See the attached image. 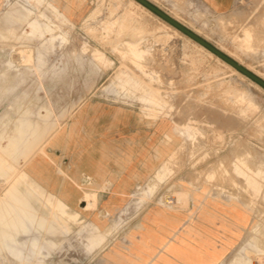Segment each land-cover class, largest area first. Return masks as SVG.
I'll list each match as a JSON object with an SVG mask.
<instances>
[{"label":"rangeland","instance_id":"rangeland-1","mask_svg":"<svg viewBox=\"0 0 264 264\" xmlns=\"http://www.w3.org/2000/svg\"><path fill=\"white\" fill-rule=\"evenodd\" d=\"M149 1L264 76V0H236L224 15L196 0ZM135 3L0 0V264H264V87ZM99 96L158 129L152 175L131 192L78 185L74 167L68 185L51 151L76 144L65 122ZM47 112L42 143L21 144L20 119L43 124ZM35 162L53 171L40 177ZM193 200L201 219L221 214L219 248L205 247L213 230L193 218Z\"/></svg>","mask_w":264,"mask_h":264},{"label":"crops","instance_id":"crops-1","mask_svg":"<svg viewBox=\"0 0 264 264\" xmlns=\"http://www.w3.org/2000/svg\"><path fill=\"white\" fill-rule=\"evenodd\" d=\"M196 1L202 3L213 13L224 15L233 8L236 0ZM0 23H2V19H0ZM25 37L31 38L27 35ZM39 116L43 118V124L38 121L33 122L28 116L20 119L16 130L21 132L17 136L24 140L21 144H41L45 139L43 131L52 128V115L47 112L39 114ZM71 124H74V130L77 133L76 144L68 149L58 147L51 150L59 155V164L67 169L62 178L68 185L72 182L71 178L73 176L70 174V169L73 167L76 176L83 182H78V185L85 187L91 179L95 185L106 187L97 190L98 193H108L110 188L112 190L119 188L131 192L138 184L146 181L152 175V172L148 173L145 169V159L148 155L153 154L151 147L154 140V145H157L158 129L155 130V133H152V128L142 123L136 112L131 108L110 103L99 96L87 100L75 109L64 125L68 134L71 133L73 128ZM42 151L43 148L39 150V152ZM56 169L57 172L63 171L60 166ZM30 170L41 177L53 171V166L35 162L30 166ZM76 191L81 197L85 196L84 188H76ZM17 193L21 194L22 192ZM19 198L20 196L16 200L17 202H20ZM203 208V203L194 202L193 200L190 202L188 210L192 211L191 215L194 219L202 221L213 230V233L206 236L208 241L204 243L205 247L213 250L215 245L216 248L220 247L221 237L224 235L223 228L220 226L221 214L211 213L214 219H210V221L201 219L199 213ZM147 209L148 207L141 213L139 221L143 220ZM11 210L13 211L12 206ZM22 210L26 212L24 208ZM26 213L28 218H31L30 213ZM13 215L18 225L29 227L14 211ZM183 221H186V219ZM207 242H209V245ZM231 251L232 248L227 251L226 255Z\"/></svg>","mask_w":264,"mask_h":264},{"label":"water","instance_id":"water-1","mask_svg":"<svg viewBox=\"0 0 264 264\" xmlns=\"http://www.w3.org/2000/svg\"><path fill=\"white\" fill-rule=\"evenodd\" d=\"M137 1L142 5H144L145 7H147L148 9H150L155 14H157L159 17H161L162 19H164L165 21H167L168 23H170L171 25H173L174 27L185 33L186 35H188L189 37L200 43L201 45L205 46L207 49H209L214 54L222 58L224 61L234 66L241 73L245 74L246 76H248L249 78H251L252 80H254L255 82H257L258 84L264 87V80L261 77L250 71L248 68L244 67L241 63L229 57L223 51H221L220 49H218L217 47H215L214 45H212L202 37H200L191 29L187 28L185 25L177 21L175 18L164 12L157 5L153 4L149 0H137Z\"/></svg>","mask_w":264,"mask_h":264},{"label":"bare ground","instance_id":"bare-ground-1","mask_svg":"<svg viewBox=\"0 0 264 264\" xmlns=\"http://www.w3.org/2000/svg\"><path fill=\"white\" fill-rule=\"evenodd\" d=\"M132 1H135L136 3H138L140 6H142V7H144V8H147V7H145L144 5H142L141 3H139L137 0H132ZM135 3V4H136ZM137 5V4H136ZM148 9V8H147ZM150 10V9H149ZM154 13V12H153ZM157 15V14H156ZM167 22V21H166ZM168 23V22H167ZM171 27H173V29H175V31H180L179 29H177L176 27H174L173 25H171L170 23H168ZM60 32V31H59ZM261 34L262 35H264V32L263 31H261ZM191 38V37H190ZM53 39H55V38H53ZM192 39V38H191ZM177 41V40H176ZM196 43L197 44H199L202 48H204V49H206L207 51H209L210 53H213L212 51H210L209 49H207L205 46H203V45H201L200 43H198L197 41H196ZM86 44V43H85ZM170 45V44H169ZM176 47V46H175ZM166 49V48H165ZM20 53L22 54V57L24 58V59H26V60H31V57H32V51H31V49H29V48H23V49H21L20 50ZM175 56V55H174ZM94 57V56H93ZM217 57H219V56H217ZM220 58V57H219ZM220 59H222V58H220ZM221 61H224L223 59L221 60ZM225 63H227L226 61H224ZM227 65H228V67L230 68V69H232V71H239V70H237L234 66H232L231 64H229V63H227ZM248 69H250L249 67H247ZM181 74V73H180ZM243 74V73H242ZM255 74L256 75H258L259 77H261V78H263L264 79V76H260L258 73H256L255 72ZM243 75H245V74H243ZM233 99V98H232ZM190 136H193V132H191L190 134H189ZM1 163L8 169V170H10V171H13V170H15V168H14V166L11 164V163H9V162H6L5 160H3V161H1ZM169 166V165H168ZM67 178V177H66ZM66 182V181H65ZM27 187V186H26ZM27 192L30 194L31 192H34V193H36V190L34 189V188H32V187H30V189L29 190H27ZM32 194V193H31ZM12 195H13V198L15 199V200H17L18 199V195L16 194V193H12ZM88 195H94V193L93 192H85V196L87 197ZM186 195V194H185ZM84 196V197H85ZM180 196H181V194H180ZM180 199H181V197H180ZM41 201V200H40ZM90 201V200H89ZM94 201V200H93ZM45 204V203H44ZM91 203L90 202H88V205H90ZM5 205L10 209V211L12 212V210H11V206H10V204L7 202V200L5 199ZM49 205V204H48ZM85 206V205H84ZM48 207V206H47ZM57 214V213H56ZM55 215V214H54ZM28 229H29V227H25L24 228V231L27 233L28 232ZM95 231H99L98 229H94ZM14 234V233H13ZM35 244H36V241H35ZM38 248L41 250V248L38 246ZM41 252V251H40ZM39 253V252H38ZM63 253V252H62ZM34 256V255H33Z\"/></svg>","mask_w":264,"mask_h":264}]
</instances>
